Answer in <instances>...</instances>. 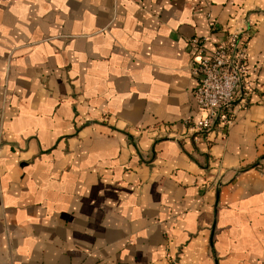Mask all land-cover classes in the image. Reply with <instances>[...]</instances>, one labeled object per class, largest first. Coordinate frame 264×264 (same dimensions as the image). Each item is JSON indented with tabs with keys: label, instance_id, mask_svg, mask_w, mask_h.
<instances>
[{
	"label": "crops",
	"instance_id": "crops-1",
	"mask_svg": "<svg viewBox=\"0 0 264 264\" xmlns=\"http://www.w3.org/2000/svg\"><path fill=\"white\" fill-rule=\"evenodd\" d=\"M243 28L193 134L189 42ZM0 264H264V0H0Z\"/></svg>",
	"mask_w": 264,
	"mask_h": 264
},
{
	"label": "built area",
	"instance_id": "built-area-1",
	"mask_svg": "<svg viewBox=\"0 0 264 264\" xmlns=\"http://www.w3.org/2000/svg\"><path fill=\"white\" fill-rule=\"evenodd\" d=\"M249 37L246 28L229 31L212 49L205 46L208 38L190 40L189 69L195 83L191 94L203 112L197 120L187 119L193 134L222 132L232 123L234 101L249 89L245 81Z\"/></svg>",
	"mask_w": 264,
	"mask_h": 264
}]
</instances>
